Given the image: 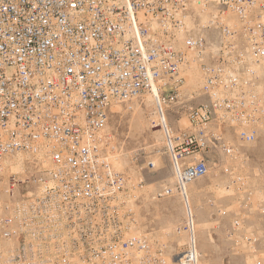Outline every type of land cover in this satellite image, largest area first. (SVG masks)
<instances>
[{"label":"built area","instance_id":"obj_1","mask_svg":"<svg viewBox=\"0 0 264 264\" xmlns=\"http://www.w3.org/2000/svg\"><path fill=\"white\" fill-rule=\"evenodd\" d=\"M262 70L264 0H0V264L159 262L109 151L113 108L147 98L175 179L155 196L185 206L172 264H202L187 187L212 165L244 193L224 163L264 133Z\"/></svg>","mask_w":264,"mask_h":264},{"label":"rangeland","instance_id":"obj_2","mask_svg":"<svg viewBox=\"0 0 264 264\" xmlns=\"http://www.w3.org/2000/svg\"><path fill=\"white\" fill-rule=\"evenodd\" d=\"M261 76L264 90V70ZM199 87V74L194 70L189 73L188 89L196 91ZM154 120V105L149 98L133 104L132 109L114 107L108 124L109 151L116 170L126 174L131 183L136 184L141 176L145 181L143 189L135 190L140 196L139 202L133 204L136 220L149 234L153 250L159 249L162 254L158 257L152 252L159 262L151 258L145 264H172L173 256L180 257L185 248L186 236L177 234L185 218V206L179 196H155L173 187L175 179L164 136L152 127ZM175 120L171 115L173 125ZM241 146L248 158L227 161L224 168L246 177L244 193L237 192L229 177L219 174L212 165L205 177L187 188L196 216L202 264H264V133L255 143ZM149 161L154 162L155 169H148ZM248 197L251 200L242 212L244 204L240 200L246 202ZM236 220L242 222L240 227H235Z\"/></svg>","mask_w":264,"mask_h":264},{"label":"bare ground","instance_id":"obj_3","mask_svg":"<svg viewBox=\"0 0 264 264\" xmlns=\"http://www.w3.org/2000/svg\"><path fill=\"white\" fill-rule=\"evenodd\" d=\"M119 154V153H118ZM189 186V185H188ZM188 188V187H187Z\"/></svg>","mask_w":264,"mask_h":264},{"label":"water","instance_id":"obj_4","mask_svg":"<svg viewBox=\"0 0 264 264\" xmlns=\"http://www.w3.org/2000/svg\"><path fill=\"white\" fill-rule=\"evenodd\" d=\"M175 261H177V259Z\"/></svg>","mask_w":264,"mask_h":264}]
</instances>
